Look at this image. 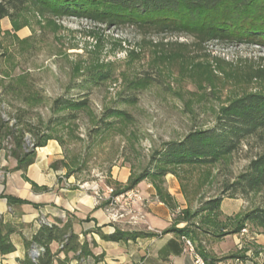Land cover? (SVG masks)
I'll use <instances>...</instances> for the list:
<instances>
[{"label": "rangeland", "instance_id": "1", "mask_svg": "<svg viewBox=\"0 0 264 264\" xmlns=\"http://www.w3.org/2000/svg\"><path fill=\"white\" fill-rule=\"evenodd\" d=\"M0 29V73L5 71L15 85L39 99L31 104L27 119L59 140L64 164L58 166L73 181L72 189L94 186L93 191L106 194L107 187H115L112 173L141 174L166 143L214 127L230 102L264 94V50L256 46L202 47L184 36L43 17L32 7L15 21L4 19ZM99 73L108 78L91 79ZM60 97L87 100L89 107L74 112L75 120L50 125L55 119L51 105ZM14 103L15 109L7 106L2 113L5 119L23 108ZM114 110L125 111L127 118L108 117ZM27 139L30 145L35 140L31 134ZM11 145V138L4 140V147ZM262 153L264 137L255 136L215 166L177 170L173 176L189 197L190 213L222 196L225 184L246 172ZM259 207H264V191L234 199L225 195L219 213L202 212L190 221L224 236L212 235L211 246L200 243L201 237L198 245L221 259L220 264H264V226L248 222L239 234L227 235L239 225L238 218ZM206 219L216 226L204 223Z\"/></svg>", "mask_w": 264, "mask_h": 264}, {"label": "trees", "instance_id": "2", "mask_svg": "<svg viewBox=\"0 0 264 264\" xmlns=\"http://www.w3.org/2000/svg\"><path fill=\"white\" fill-rule=\"evenodd\" d=\"M34 8L43 17L75 18L93 21L106 26H127L140 32L154 31L159 34H170L188 37L194 45L202 46L219 43L226 45L256 46L264 50V0H0V24L9 18L15 21L27 9ZM0 29V50L3 48ZM92 80H106V74L97 75ZM9 82H7V80ZM26 80V77L19 78ZM15 85L11 78L0 73V150H5L17 160L15 170L26 172L36 160L38 148L46 146L50 140L40 127L34 126L28 119L32 103L38 101L30 89ZM23 104L16 109V115L9 113L8 119L2 115L6 107H14V102ZM89 107L87 100H74L60 97L53 101L50 111L55 116L49 124L63 125L75 120L74 112ZM15 112V110H14ZM66 112L63 116L58 115ZM57 116V117H56ZM108 117L127 118L125 111L114 110ZM35 140L30 145L27 135ZM255 136L264 137V94H248L230 102L221 109L214 127L206 130H193L182 140L166 143L161 150L151 157V167L139 175H130L126 185L115 184L116 194L136 188L143 181H150L157 190L159 200L170 209L176 210V204L166 191L164 184L168 175L177 176L180 168H208L215 166L238 151L243 143ZM12 139L10 148L4 147L6 139ZM64 164L63 161H61ZM58 164L54 168L58 169ZM64 166V165H63ZM65 167H67L65 165ZM264 191V153L256 156L246 172L232 183L225 184L222 196L206 201L200 209L191 214L189 207L181 213V220L188 222L183 229H170L165 232L152 233L143 231H121L102 236L111 242H128L138 238H153L170 232L177 233L196 244V250L206 264H220L221 259L211 257L198 242L202 235L216 234L203 226L190 224L200 213H219L225 195L234 199L237 196H248L251 193ZM184 195L186 192H183ZM187 197V194H186ZM9 204H26V201L7 197ZM189 197H187V200ZM237 225L229 234H239L248 222L264 226V207H259L243 217L238 218ZM213 224L215 221L204 220ZM238 224V223H237ZM214 226V227H215ZM215 229V228H214ZM216 231V230H215ZM15 229L0 222V254L9 255L16 251L11 241ZM202 243V242H200ZM95 246V243H92ZM53 246H56L54 248ZM28 253L18 264H98L102 256H96L91 244L82 241L73 230L70 221L59 220L56 224L42 222L41 228L33 238L26 240ZM33 249L39 250L36 260L31 257ZM64 254L65 258L61 259ZM232 258H242L232 256Z\"/></svg>", "mask_w": 264, "mask_h": 264}, {"label": "crops", "instance_id": "3", "mask_svg": "<svg viewBox=\"0 0 264 264\" xmlns=\"http://www.w3.org/2000/svg\"><path fill=\"white\" fill-rule=\"evenodd\" d=\"M63 160V150L57 140H50L46 146L37 149L36 160L26 172L15 170L17 160L0 150V222L15 229L11 241L16 248L12 254H0V264H18L19 260L25 259L30 253L26 240L30 241L38 233L42 222L56 224L59 220L70 221L80 239L91 244L96 256H102L98 264H194L193 255L185 252V243L175 232L128 242H111L102 238L117 229L161 233L185 228L188 222L181 220L184 217L181 212L189 205L173 175L166 177L164 187L174 199L176 210L159 200L150 181H143L136 188L141 191L144 202L136 210L141 212L144 220L135 226L130 223V217L119 222L111 221L107 203L96 202V193L100 192L93 191L94 186L72 189L73 181L66 176V170L54 168L55 163ZM119 173V170L112 173L114 184L126 185L130 174ZM9 196L27 203L10 205ZM223 208L222 211L226 212ZM211 237L202 235V243L211 246ZM90 262L93 264L94 260L90 259Z\"/></svg>", "mask_w": 264, "mask_h": 264}, {"label": "built area", "instance_id": "4", "mask_svg": "<svg viewBox=\"0 0 264 264\" xmlns=\"http://www.w3.org/2000/svg\"><path fill=\"white\" fill-rule=\"evenodd\" d=\"M97 204L107 203L106 210L110 215V219L113 222H119L130 217V223L138 226L144 220V216L141 215L137 207L143 205V197L141 191L138 188L126 191L121 194H116L114 187H107L106 194L96 193ZM151 228L148 227V231ZM161 234V233H158ZM182 240L185 243V252H190L194 257V264H206L201 255L197 252L195 246L191 240L183 237ZM40 252L37 249L31 251V257L36 260Z\"/></svg>", "mask_w": 264, "mask_h": 264}]
</instances>
